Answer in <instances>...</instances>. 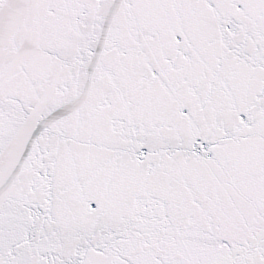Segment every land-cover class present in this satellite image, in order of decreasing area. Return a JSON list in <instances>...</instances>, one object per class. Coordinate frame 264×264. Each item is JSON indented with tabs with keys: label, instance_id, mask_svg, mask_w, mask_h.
<instances>
[{
	"label": "snow or ice",
	"instance_id": "obj_1",
	"mask_svg": "<svg viewBox=\"0 0 264 264\" xmlns=\"http://www.w3.org/2000/svg\"><path fill=\"white\" fill-rule=\"evenodd\" d=\"M0 264H264V0H0Z\"/></svg>",
	"mask_w": 264,
	"mask_h": 264
}]
</instances>
